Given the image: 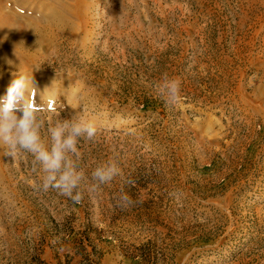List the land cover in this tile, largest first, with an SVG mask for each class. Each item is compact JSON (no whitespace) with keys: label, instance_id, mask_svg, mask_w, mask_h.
<instances>
[{"label":"rangeland","instance_id":"rangeland-1","mask_svg":"<svg viewBox=\"0 0 264 264\" xmlns=\"http://www.w3.org/2000/svg\"><path fill=\"white\" fill-rule=\"evenodd\" d=\"M0 3L22 24L44 22L48 3L74 12L33 61L7 51L23 71L0 67V97L29 74L46 140L58 119L97 127L78 144L79 203L38 188L31 154L0 147V264L75 242L83 264H264V0ZM165 76L181 81L174 105L158 94ZM110 158L121 175L88 191ZM121 187L137 201L128 209L116 206Z\"/></svg>","mask_w":264,"mask_h":264},{"label":"clouds","instance_id":"clouds-1","mask_svg":"<svg viewBox=\"0 0 264 264\" xmlns=\"http://www.w3.org/2000/svg\"><path fill=\"white\" fill-rule=\"evenodd\" d=\"M33 91L29 74L13 75L6 95L0 97V147L5 149L4 154L14 158L21 151L31 154L33 170L42 173L38 188L44 192L55 190L74 203H79L84 195L82 185L87 178L80 167L78 144L81 139L93 141L97 127L84 115L58 119L48 126L46 140L41 132L45 122L38 115L45 109L34 104ZM180 91L181 81L166 76L158 87L159 97L168 105L178 102ZM119 175L121 169L116 160L110 158L98 164L91 172L92 183L88 191H96ZM115 199L116 206L121 209H128L137 203L123 187Z\"/></svg>","mask_w":264,"mask_h":264},{"label":"bare ground","instance_id":"bare-ground-1","mask_svg":"<svg viewBox=\"0 0 264 264\" xmlns=\"http://www.w3.org/2000/svg\"><path fill=\"white\" fill-rule=\"evenodd\" d=\"M22 1V0H21ZM46 7V11L42 13L44 16V22L37 19V16H28L26 24H22L18 21V18H14L11 13H8L4 9V5L0 3V67L8 64L4 73H11L12 71H23L18 66H15L13 61L9 59L7 54L8 50L14 49L20 55H25L31 61L34 60L33 52L38 43L46 42L45 36L48 29L54 24L59 27L69 25L73 27V24L69 20V15H74L72 8L69 5ZM83 6H79L78 15L81 16ZM33 37H29V35ZM16 67V68H14ZM18 69V70H17ZM25 70V69H24ZM2 80L0 78V84Z\"/></svg>","mask_w":264,"mask_h":264},{"label":"crops","instance_id":"crops-1","mask_svg":"<svg viewBox=\"0 0 264 264\" xmlns=\"http://www.w3.org/2000/svg\"><path fill=\"white\" fill-rule=\"evenodd\" d=\"M76 245L75 242L69 246L70 248H63V250L57 252L45 250L41 255H38L39 258H37L38 260L35 264H83L89 254H86L87 249L81 250ZM103 257L104 255L101 260Z\"/></svg>","mask_w":264,"mask_h":264}]
</instances>
